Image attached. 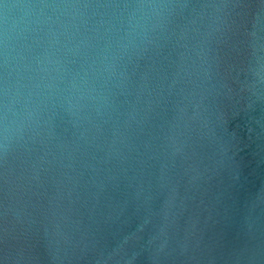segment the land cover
I'll use <instances>...</instances> for the list:
<instances>
[{
  "label": "water",
  "instance_id": "95a60500",
  "mask_svg": "<svg viewBox=\"0 0 264 264\" xmlns=\"http://www.w3.org/2000/svg\"><path fill=\"white\" fill-rule=\"evenodd\" d=\"M0 264H264V0H0Z\"/></svg>",
  "mask_w": 264,
  "mask_h": 264
}]
</instances>
